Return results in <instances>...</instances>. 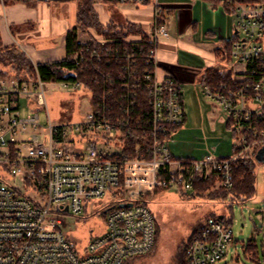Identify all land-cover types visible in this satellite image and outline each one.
<instances>
[{"label": "built area", "instance_id": "2783aa9c", "mask_svg": "<svg viewBox=\"0 0 264 264\" xmlns=\"http://www.w3.org/2000/svg\"><path fill=\"white\" fill-rule=\"evenodd\" d=\"M201 1L222 6L236 21L230 59L242 71H234L232 84H202L203 94L232 122V154L207 153L196 159L175 157L171 151V141L184 127L186 116L182 85L172 76L157 78L158 47L170 37L158 0H95L94 8L100 2L155 7L153 23L142 26L141 32H126L121 38L96 33L90 40L105 48L95 54L98 60H127L124 70L130 75L123 86L133 98L141 86L146 89L148 127L135 140L129 128L134 104L124 109L128 117L124 122L113 123L104 100L92 105L84 122L72 128L55 127L50 118L43 127L39 112L48 111L46 83L39 76L23 82L0 79V264H126L148 255L156 245L157 222L145 204L147 194L154 195L157 189L194 192L198 181L211 180L217 189H230L238 157L256 155L264 147V0ZM120 43L127 47L115 49ZM138 59L150 69L133 80ZM23 102L27 117L22 116ZM130 138L136 146L127 151ZM5 173L16 181L8 182ZM119 188H123L121 201L111 202L104 211L105 234L91 243L87 256H79L61 232L59 216L79 215L86 201L101 200ZM127 203L132 206L120 207ZM232 242L231 227L223 219L210 220L192 234L187 264H218Z\"/></svg>", "mask_w": 264, "mask_h": 264}, {"label": "rangeland", "instance_id": "374dc122", "mask_svg": "<svg viewBox=\"0 0 264 264\" xmlns=\"http://www.w3.org/2000/svg\"><path fill=\"white\" fill-rule=\"evenodd\" d=\"M159 2L163 7V19L170 34L169 42L175 44L174 51L179 58L178 64H174V76L183 88L188 117L186 129L191 131L193 137V140L184 142L178 134V137L171 141V151L175 157H181L179 155L182 150L190 146L191 149H200H196L199 156L196 155L195 158L206 153H213L219 157L228 156L234 140L232 129L228 126L229 118L219 104L203 94L200 75L207 68L209 57L215 54L218 48L221 50L217 59L219 69L230 71L232 74L234 71H242L241 66H236L234 61L226 57L227 41L234 36L236 21L222 6L211 1L159 0ZM32 4L46 7L50 18L53 17L56 23L62 22L66 25L64 29L68 33L77 28L78 0L72 2L34 0ZM198 5L204 13L212 17L209 30H212L214 35L205 34L202 22L194 29L195 8ZM118 14H121L120 9ZM124 22L120 20V23ZM96 33L95 30H80V41L90 42ZM45 91L48 111L44 109L39 112L40 125L43 127L49 124L50 118L51 124L55 127L72 128L83 123L92 108V93L83 86L78 88L71 86L66 89L59 83H51L46 84ZM28 113L27 104L23 102L22 116L27 117ZM70 136L76 139L80 137L73 134ZM83 142L84 139L81 137V143ZM110 148L115 149L113 144ZM240 157L243 156H239L238 159ZM4 177L11 183L16 181L9 173H5ZM217 188L214 185L211 191L215 192ZM122 195L123 188L111 190L101 200L86 201L81 214L68 213L59 216L63 222L60 230L75 246L79 256H87L91 243L105 234L104 211L111 202L119 203ZM145 204L156 219L159 228L158 242L150 254L131 259L126 264H177V255L194 231L202 228L210 220L220 217L231 219L233 242L225 258L218 264H264V164L257 165L256 197L243 205L232 204L229 200L213 202L195 196L194 192L160 189H157L154 195L147 194ZM249 244L255 247V253L248 252Z\"/></svg>", "mask_w": 264, "mask_h": 264}, {"label": "trees", "instance_id": "16d2710c", "mask_svg": "<svg viewBox=\"0 0 264 264\" xmlns=\"http://www.w3.org/2000/svg\"><path fill=\"white\" fill-rule=\"evenodd\" d=\"M31 1L34 0L29 2ZM62 1L72 2L75 0ZM94 4L95 0H78L79 9L76 15L78 26L67 34V57L62 61L35 66L24 53L19 52L16 48L0 46V79L23 82L35 81L39 76L46 84L80 83L92 93V105H96L97 102L102 100L105 101L109 110L108 114L111 115L113 123L124 122L127 117L124 109L128 105L134 104L131 117H129V128H132L134 139L139 141L143 130L148 127L151 116L146 89L141 86L137 89L134 98L131 95L129 96L128 91L123 86V79L130 75L129 72L124 70L127 60L125 58L117 60L110 57L98 60L95 54L102 53L105 48L98 46L94 41L82 43L79 41V31L95 30L98 34L106 37H110L111 33H115L114 38H121L126 32H141L142 26L130 22L120 24L111 22L107 26H103ZM231 43L232 40H228L226 45V57L228 58H230ZM124 47L127 46L123 43L114 45L115 49L119 48L121 50ZM216 52L220 56L221 50L218 49ZM138 60L137 66H134L135 70L133 69V80L139 79L146 70L150 69L142 59ZM233 80V74L230 71L219 68H209L201 77V83L210 86L222 83L232 84ZM228 126L229 129H232L230 120ZM134 139L130 138L126 143L127 151H132L135 148L136 141ZM258 164L255 155L240 157L234 165V185L232 188H219L212 192L211 189L215 185L214 181H198L195 184L194 195L203 199L207 198L213 202L229 200L232 204L243 205L253 200L257 195ZM104 215L106 218V213ZM222 219L230 227L231 219L226 220L225 217H222ZM214 220L218 219L215 218ZM158 237L159 228L157 226L156 244ZM189 241L177 255V264H187L186 249ZM247 250L250 253L256 252L255 247L251 244L247 246Z\"/></svg>", "mask_w": 264, "mask_h": 264}, {"label": "crops", "instance_id": "0c3cea01", "mask_svg": "<svg viewBox=\"0 0 264 264\" xmlns=\"http://www.w3.org/2000/svg\"><path fill=\"white\" fill-rule=\"evenodd\" d=\"M32 2L33 1H7L4 4L0 2V46L16 48L19 52L24 53L35 66L66 59L68 34L67 30L64 29L66 25L62 22L56 23L53 17L50 18V13L47 11L46 7L32 4ZM158 3L160 4L159 0ZM160 6L162 7L161 4ZM118 9L121 10V14H118ZM95 10L99 15L101 24L105 26L110 24L112 20H114L113 22H118L120 24L121 20L143 27H149L154 21L155 7L154 5H147L146 7L137 9L130 5H115L100 2L95 5ZM106 10L108 13H106ZM211 19L212 17L208 13H204L198 5V7L195 8L194 29H197L199 22H202L205 34L214 35L215 33L212 30H209ZM174 47L175 44L169 42V39L162 41L158 47L157 57L161 63L157 71V78L159 80H162L167 76H172L179 82L174 76L175 71L173 70L174 64H178L177 61H179L178 55L174 51ZM218 49L215 50V54L209 57L207 62L208 66L203 70L200 78L207 69L218 68L217 59L219 55L216 52ZM158 74L161 76L160 78ZM186 127H188L187 116L184 127L178 132L179 135L177 134L184 142L193 140L190 133L191 131L187 130ZM232 143L229 148L230 151L227 153L228 155L233 152ZM191 148L192 147L187 146V149H183L181 155H179L181 156L180 158H195L196 155L199 156L196 154V149H200ZM206 154H202L203 156L196 159H201Z\"/></svg>", "mask_w": 264, "mask_h": 264}, {"label": "water", "instance_id": "95a60500", "mask_svg": "<svg viewBox=\"0 0 264 264\" xmlns=\"http://www.w3.org/2000/svg\"><path fill=\"white\" fill-rule=\"evenodd\" d=\"M43 1V0H41ZM45 1V0H44ZM53 1H59V0H53ZM255 159L258 163L260 164H264V147H262L257 154L255 155ZM132 204L131 203H127V204H121L120 207L124 208V207H131ZM219 219H222V217H220Z\"/></svg>", "mask_w": 264, "mask_h": 264}]
</instances>
